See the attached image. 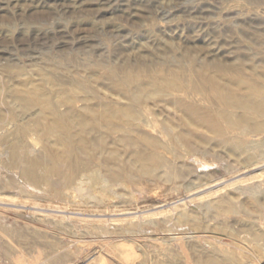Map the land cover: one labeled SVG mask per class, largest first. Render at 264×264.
Listing matches in <instances>:
<instances>
[{
    "label": "rangeland",
    "instance_id": "1",
    "mask_svg": "<svg viewBox=\"0 0 264 264\" xmlns=\"http://www.w3.org/2000/svg\"><path fill=\"white\" fill-rule=\"evenodd\" d=\"M217 17L225 18L227 22L222 19V23L213 27L209 22ZM152 22L159 26L150 32L149 25ZM261 27L264 28V0H0L1 71L5 65L23 66L25 70L28 68L29 72L40 76L44 74L40 67L44 61H55L82 70L96 62L97 71L103 73V76H108L107 72H110L108 74H111L112 81L115 80L113 83L121 86L120 91L128 96L132 95L133 83L149 80L159 89L162 88V91L174 92L181 97L150 98L134 102L139 115L145 114L143 119L140 117L137 121L138 124L143 127L146 121L154 125L150 135L158 138L155 146L139 141L131 148L120 147V167L109 163L101 155H95L84 162H77L75 157L77 164L74 162L69 170L58 157L56 170L50 171L38 183L29 180L20 166L9 161L8 143L14 138L11 125L0 129V264H55L57 259H63L64 264H99V256L110 261L107 264H206L205 261L209 259L207 256H211L214 264H224L226 255L231 253H235L236 264H243L247 260L245 254L264 241V202L259 205L246 199L237 189L255 181L260 182L259 188L264 190V157H255L249 166H243L231 150L229 140L237 136L254 139L261 131L252 129L245 122H264V117L256 112L252 115L251 111H248L249 116L243 113L244 109L236 105L239 103L231 101V95L242 93L239 94L241 97L236 96L242 98L246 95L244 91L248 92L247 95L252 90L264 92V86H260L264 85V82L260 83L264 80V76H261L264 68L259 69L264 66V30ZM256 28L261 29H257L259 33ZM153 37L158 41L172 40L178 47L167 49L154 43ZM145 43L156 48V51H152V62L148 61L144 67L135 60L140 45ZM209 43L217 44L216 52L211 51ZM242 43L246 44L243 47H247L242 48ZM162 48L165 51H161ZM175 49L176 53L172 51ZM219 49L222 52H218ZM258 53L262 57H258ZM176 54H182V57ZM164 56H168L167 59ZM98 57H102L103 61L105 58L106 63L102 61L101 65ZM175 58L178 61L172 60ZM254 60L258 63H253L252 67ZM163 62L166 63L161 64ZM178 62L183 68L187 63L189 65L183 70ZM247 67L255 71L249 75ZM64 73L69 74L68 70ZM153 74H157L156 79ZM251 75L257 76V79ZM217 77L226 83L239 80L236 88L241 92L226 85H217ZM160 79L164 81L162 84ZM110 84L100 85V99H107L118 106L124 99L121 95H113L115 91ZM217 89L220 95L215 92ZM225 89L228 96L226 91L225 94L223 92ZM94 103L97 105V102ZM187 109L193 114L196 112L194 117L197 114L199 120L197 116L195 119L199 122L202 120L204 127H217L225 132L218 131L208 148L193 150L194 147H190L181 137L184 132L192 133L193 139L199 135L198 131H189L182 121ZM223 112L227 114L223 115ZM145 116L149 119L145 120ZM205 119H210V125H206L208 122ZM124 132L123 129L108 134L106 147H116L115 139L125 135ZM94 133L90 132V135L94 136ZM41 134L35 129L25 134L24 139L31 156H39L45 142L52 144L56 140L54 133L46 137ZM52 151L59 156L60 151L55 148ZM149 156L153 157L151 160L155 173L141 176L131 167L132 162L134 165L138 157L141 160ZM252 163L259 166L251 168L254 166ZM252 176L257 179L255 177L253 182H249ZM231 196L235 200L234 207L226 202V198ZM181 212L188 215L185 221L176 223L170 220ZM43 215H49L52 219L42 218ZM248 220L258 224H253V227ZM57 222H60L59 227H56ZM133 225L134 230H127ZM100 226L105 227L107 233L93 231ZM125 251L131 253L129 261L125 259ZM213 261L207 264H213Z\"/></svg>",
    "mask_w": 264,
    "mask_h": 264
},
{
    "label": "bare ground",
    "instance_id": "2",
    "mask_svg": "<svg viewBox=\"0 0 264 264\" xmlns=\"http://www.w3.org/2000/svg\"><path fill=\"white\" fill-rule=\"evenodd\" d=\"M258 8V7H257ZM251 12V11H250ZM261 12V11H260ZM256 13V11H255ZM262 13V12H261ZM222 15V14H221ZM262 15V14H261ZM224 16V15H223ZM257 16H260L259 14ZM256 16V17H257ZM249 17V16H248ZM261 18H263V16H260ZM259 18V17H258ZM257 18V19H258ZM225 20V18H222ZM222 19L221 17H217V18H213L209 23L210 25H212L214 27V25L217 26V24L222 23ZM249 19V18H248ZM254 19V17H253ZM247 20V19H246ZM188 22H192L190 20H187ZM227 22V20H225ZM232 22V20H231ZM236 22V21H235ZM245 23V22H244ZM226 24V23H225ZM233 24V23H232ZM162 25V24H161ZM159 24L152 22L149 25V30L150 32H152L156 27H158ZM228 26V24H227ZM249 26V25H248ZM258 26V25H257ZM243 27V26H242ZM240 28V27H239ZM263 30L264 28L261 27ZM251 29H253V27L251 26ZM259 28H256V30ZM255 30V31H256ZM261 30V29H259ZM214 31H216V28H214ZM254 31V32H255ZM258 31V30H257ZM263 32V31H262ZM256 33V32H255ZM259 33V31H258ZM261 33V32H260ZM257 34V33H256ZM215 36V35H214ZM259 36V35H258ZM257 36V37H258ZM256 37V38H257ZM260 37V36H259ZM262 37V36H261ZM210 38V37H209ZM215 38V37H214ZM213 38V40H215ZM244 38V37H243ZM212 39V36H211ZM217 39V38H216ZM226 39V38H225ZM264 39V37H263ZM213 40H211V42H213ZM240 40V38H239ZM242 40V38H241ZM240 40V41H241ZM153 41H155L154 43L158 44V45H162L167 49H172V48H176L178 46H176L175 42H173L172 40H160L159 41L153 37ZM210 41V40H209ZM208 41V42H209ZM220 41V40H219ZM222 41V40H221ZM231 41V40H230ZM246 41V39H245ZM229 42V41H227ZM239 42V41H238ZM244 42V40L242 41ZM153 43V44H154ZM205 43V42H204ZM215 43V41H214ZM219 43V42H217ZM221 43V42H220ZM219 43V44H220ZM232 43V42H231ZM230 43V44H231ZM237 44V43H236ZM140 45V44H139ZM142 45V44H141ZM140 45V50L137 54V58L135 61H139V63L141 65H143L144 67L148 64L147 62H152L151 55H152V51L155 50L152 47H150L149 45H147L146 43L143 44L142 46ZM202 45V44H201ZM223 45V44H222ZM226 45V42H225ZM243 45H246L245 43H242V48H246L245 46L243 47ZM248 45V44H247ZM198 46V45H197ZM211 51H217V44H212L209 43ZM227 46V45H226ZM249 46V45H248ZM160 47V46H159ZM205 47V46H204ZM221 47V46H220ZM223 47V46H222ZM225 47V46H224ZM229 47V46H228ZM251 47V46H250ZM253 49H254V45H252ZM142 48V49H141ZM164 48V49H165ZM198 48V47H197ZM219 48V47H218ZM262 48V47H261ZM259 48V49H261ZM102 49V48H101ZM116 51H119L118 48H116ZM249 48H247L248 50ZM103 50V49H102ZM106 49H104L105 51ZM193 50V49H192ZM197 50V49H196ZM220 50V49H219ZM223 50V49H222ZM231 50V49H230ZM244 50V49H243ZM250 50V49H249ZM264 50V49H262ZM109 51V50H108ZM113 52V50H111ZM109 51V52H111ZM115 51V52H116ZM156 51V50H155ZM161 51H165L162 50ZM160 51V52H161ZM172 51H176L172 50ZM210 51V50H209ZM246 51V50H245ZM88 52V51H87ZM169 52V51H168ZM171 52V51H170ZM183 52V51H182ZM180 52V53H182ZM204 52H206V50H204ZM218 52H222L221 50ZM251 52V51H249ZM120 53V52H119ZM156 53V52H155ZM166 53V52H165ZM176 53V52H175ZM199 53V52H198ZM235 53V52H234ZM255 53V52H254ZM261 53V52H260ZM113 54V53H112ZM158 54V51H157ZM179 54V53H178ZM183 54H186L183 52ZM197 54V53H196ZM218 54V53H217ZM246 54V53H245ZM244 54V55H245ZM253 54V52L251 53ZM87 55V54H86ZM102 55V54H101ZM100 55V56H101ZM155 55V54H154ZM160 55V53H159ZM164 54H162L163 56ZM166 55V54H165ZM177 55V54H176ZM182 54L177 55L180 56L179 58H181ZM200 55V53H199ZM198 55V57H199ZM235 55V54H234ZM237 55V54H236ZM250 55V54H249ZM262 55H264L262 53ZM113 56V55H112ZM169 56V55H168ZM167 56V57H168ZM188 56V55H186ZM254 56H256V54H254ZM261 56V55H260ZM259 53H258V57ZM161 57V56H160ZM165 59H167L166 56H164ZM190 57V56H189ZM187 57L186 59L188 60ZM194 57V56H192ZM201 57V56H200ZM199 57V58H200ZM205 57V55H204ZM225 57V55L223 56ZM242 57V56H239ZM246 57V56H245ZM244 57V58H245ZM262 57V56H261ZM85 58V57H84ZM100 58V57H98ZM163 58V57H162ZM170 58V56H169ZM178 58V59H179ZM226 58V57H225ZM252 58V57H251ZM44 59V58H43ZM95 59V58H94ZM101 62H99L102 65V57L100 58ZM159 59V58H158ZM183 59V58H182ZM191 57L189 58L188 61H190ZM208 59V58H207ZM227 59V58H226ZM242 59V58H241ZM258 59V58H257ZM47 60V58L45 59ZM86 60V59H85ZM162 60V59H161ZM160 60V61H161ZM164 60V59H163ZM172 60H176L172 59ZM181 60V59H180ZM197 60V59H196ZM200 60V59H199ZM212 60V59H211ZM235 60V59H233ZM244 60V59H243ZM249 60V59H246ZM256 60V59H255ZM254 60V61H255ZM41 61V59H40ZM39 61V62H40ZM105 61V58H104ZM103 61V62H104ZM109 61V60H108ZM107 61V62H108ZM156 61V60H155ZM159 61V60H158ZM169 61V60H168ZM178 61V60H176ZM206 61V59H205ZM232 61V60H231ZM76 62V61H75ZM116 62V61H115ZM172 62V61H171ZM208 62V61H207ZM212 62V61H211ZM252 62V61H250ZM249 62V63H250ZM260 62V61H259ZM79 63V62H78ZM94 62L93 64H89L87 65V69L86 70H82L76 67L69 68L67 65H60L57 64L55 61H44L41 64V69L44 71V74L37 76L34 75L33 72H29L30 69L28 70V68H26V70L22 67L19 66H14V65H5L4 69L1 71L0 70V129H4L7 125H11V131L14 134V138L9 141L8 143V152H9V161L14 164V165H18L21 167L22 173L24 174V176H26L29 180H31L34 183H38L40 182L50 171L52 170H56L57 166V161H58V157L59 159H61L62 164L65 166H68L69 170L72 169L70 167L74 166V158L76 157L77 162H84L83 160L87 161L90 158L96 156L101 155V157L103 156L106 161H108L109 163H113L115 164L117 167H120L121 165V154L118 151V149L121 147L124 149V147L126 148V146L128 147H133L135 146L139 141H142L144 144L147 145H152L155 146L154 144H156L158 141L156 137H153L152 135H150V131H151V127H154V125L151 124H147L146 121L143 124V127L140 126L138 124L137 121L140 120V117H142L141 119L144 118L145 114H142L141 116L139 115L138 111L135 109V105L134 102L136 101H140V100H147L150 98H156V100L160 97H173V98H179L180 95L176 94L174 92H170V91H162L161 89H159L157 87V85L153 82V81H149L147 79L148 82H144V83H133V92L131 96H128L126 93H122L119 89L117 83H113V80L111 79V74H108L110 72H107L108 76H103L100 74V72H98V67H97V63ZM106 63V62H104ZM166 63V62H165ZM164 62L161 64H165ZM174 63V62H173ZM179 63V62H178ZM242 63V62H241ZM253 63H258V62H252L251 66L253 67ZM40 64V63H39ZM80 64V63H79ZM117 64V63H116ZM123 64V63H121ZM129 64V63H128ZM156 64V62H155ZM160 64V65H161ZM180 64V63H179ZM183 64V63H182ZM188 64V63H187ZM186 64V66H188ZM207 64V63H206ZM212 64V63H211ZM218 64V63H217ZM119 65V64H118ZM124 65V64H123ZM125 65H127L125 63ZM130 66L133 67L132 64H129ZM169 65V64H168ZM209 65V64H208ZM80 66V65H79ZM112 66V65H111ZM122 66V65H120ZM180 68L182 69L183 67H181V64L179 65ZM185 66V64H184ZM185 66V67H186ZM213 66V65H212ZM215 66V65H214ZM217 66V65H216ZM221 66V65H220ZM239 66V65H238ZM109 67V66H108ZM114 67V66H112ZM125 67V66H124ZM157 67V66H156ZM161 67V66H160ZM170 67V66H169ZM177 68V66H175ZM184 67V68H185ZM201 67V66H200ZM199 67V68H200ZM211 67V66H210ZM250 67V66H248ZM247 67V69H249ZM30 68V67H29ZM121 68V67H120ZM127 68V66H126ZM129 68V67H128ZM137 68V67H136ZM163 68V67H161ZM161 68L159 71H161ZM175 68V70H176ZM183 68V70H184ZM188 68V67H187ZM191 68V67H190ZM189 68V69H190ZM243 68V67H242ZM259 68V67H258ZM257 68V69H258ZM264 68L260 66L259 69ZM39 69V68H38ZM40 69V70H41ZM85 69V68H83ZM138 69V68H137ZM135 69V70H137ZM188 69V70H189ZM209 69V68H208ZM233 69V68H232ZM241 69V68H240ZM245 69V67H244ZM258 69V70H259ZM34 70V69H33ZM69 72V74H65L64 71ZM111 70V69H110ZM192 70V69H191ZM203 70V68L201 69ZM235 70V69H234ZM250 73H248L249 75L251 74V71H255L254 68L249 69ZM257 70V71H258ZM32 71V70H31ZM39 71V70H38ZM112 71V70H111ZM116 71V70H115ZM119 71V70H118ZM128 71V70H127ZM126 71V72H127ZM152 71V70H151ZM186 71V69H185ZM223 71V70H222ZM227 71V70H226ZM231 71V70H230ZM253 71V72H254ZM260 71V70H259ZM123 72V73H126ZM154 72V71H152ZM157 72V73H158ZM163 72V71H162ZM180 72V71H179ZM183 72V71H182ZM188 72V71H186ZM198 72V69H197ZM205 71H202V73ZM208 72V70L206 71ZM205 72V73H206ZM241 72V71H240ZM245 72H247L245 70ZM252 72V73H253ZM261 72V71H260ZM264 72V71H263ZM37 73V72H36ZM117 73V71H116ZM141 73V72H140ZM139 73V75H140ZM156 73V72H155ZM191 73V72H190ZM209 73V72H208ZM257 73V72H256ZM259 73V72H258ZM257 73V74H258ZM262 73V72H261ZM127 74V73H126ZM152 74V73H151ZM159 74V73H158ZM168 74V73H166ZM165 74V75H166ZM170 74V73H169ZM189 74V73H188ZM199 74V72H198ZM204 74V73H203ZM210 74V73H209ZM215 74V72H214ZM264 76V73H262ZM115 75V74H114ZM121 76L123 75L122 73L120 74ZM128 75V74H127ZM138 75V73L136 74V76ZM157 75V74H156ZM156 75L154 76V74L152 76H154V78L156 77ZM175 75V74H174ZM178 75V74H176ZM175 75V76H176ZM187 75V74H186ZM190 75V74H189ZM213 75V74H212ZM151 76V75H150ZM171 77L170 75H167V77ZM174 76V77H175ZM181 76V75H180ZM216 76V74H215ZM223 76V75H222ZM225 76V74H224ZM231 76V75H230ZM234 76V75H232ZM237 76V75H235ZM234 76V77H235ZM252 77H254L253 75H251ZM250 76V78H252ZM129 77V76H128ZM127 77V78H128ZM189 77V76H188ZM199 77V76H198ZM211 77V76H210ZM213 77V76H212ZM219 77V76H218ZM215 78V83L219 86H228L229 88H235L239 85L240 81L236 80V81H232L228 83H226L223 79L221 78ZM229 77V75H227V78ZM238 77V76H237ZM240 77V76H239ZM256 77V78H255ZM254 78L257 79V76H255ZM120 78V77H119ZM126 78V77H125ZM137 78V77H136ZM139 78V77H138ZM180 78V77H179ZM199 78H204L203 77H199ZM214 78V77H213ZM242 78V77H241ZM264 78V77H263ZM121 79V78H120ZM156 79V78H155ZM174 79V78H173ZM189 79V78H188ZM249 79V78H248ZM259 79V77H258ZM261 77H260V81H261ZM139 80V79H138ZM160 83L164 82L162 81V79H160ZM165 80V79H164ZM179 80V79H177ZM195 80V79H194ZM200 80V79H199ZM207 80V79H206ZM229 80H231V78L229 77ZM234 80V79H233ZM241 80V79H240ZM243 80V79H242ZM241 80V81H242ZM246 80V79H245ZM252 80V79H251ZM128 81V80H127ZM181 81V79L179 80ZM201 81V80H200ZM259 81V80H258ZM126 82V81H125ZM136 82V81H134ZM173 82V81H172ZM185 82V81H182ZM193 83L195 81H192ZM207 84V81H205ZM244 82V81H243ZM264 80L260 83H263ZM111 83V84H110ZM130 83V82H129ZM130 83V84H132ZM186 83V82H185ZM191 83V82H190ZM209 83V82H208ZM242 83V82H241ZM101 84H110L109 86H112L113 91H115L113 93V95L115 97L117 96H122L123 97V101L122 103H120L118 106H114L113 103L107 99H100L99 93H100V85ZM162 84V83H161ZM169 84V83H168ZM167 84V86H168ZM175 84V83H173ZM172 86L174 87L175 85ZM184 84V83H183ZM182 84V85H183ZM204 84V83H203ZM212 84V83H211ZM215 84V85H216ZM187 85V83H186ZM195 85V84H194ZM193 85V86H194ZM214 85V84H213ZM260 85V84H258ZM102 86V85H101ZM106 86V85H105ZM171 86V85H170ZM171 86V87H172ZM184 86V85H183ZM192 86V87H193ZM205 86V85H204ZM212 86V85H211ZM254 86V85H253ZM261 87L264 85H260ZM161 87V86H160ZM164 87V86H163ZM166 87V86H165ZM180 87V85H179ZM187 87V86H186ZM200 86H198L199 88ZM256 86H254L255 88ZM108 88V87H107ZM167 88V87H166ZM169 88V87H168ZM177 88V87H176ZM197 88V89H198ZM202 88V87H201ZM204 88V87H203ZM209 88V87H208ZM213 88V86H212ZM222 87H220L219 89H221ZM226 88V87H225ZM257 88V87H256ZM255 88V89H256ZM264 88V87H262ZM190 89V88H189ZM200 89V88H199ZM215 89V88H214ZM213 89V91H214ZM219 89H217V91L215 92H219ZM247 89V88H246ZM258 89V88H257ZM108 90V89H107ZM111 90V89H110ZM187 90V89H186ZM201 90V89H200ZM200 90H198L197 92H199ZM206 90V89H205ZM223 90V89H221ZM233 90V89H232ZM241 90V89H239ZM125 91V90H124ZM129 92V90H127ZM173 91V90H172ZM175 91V90H174ZM211 91V90H210ZM227 92V90L225 89L223 92L224 94ZM229 91V90H228ZM238 91V89L236 90ZM235 91V93H237ZM244 91V90H243ZM242 91V92H243ZM196 92V93H197ZM232 92V91H231ZM241 91H238V93ZM260 92H262V90H260ZM259 90H252L248 95L247 93L244 91V93L246 94L244 97L242 96V98H237L240 95L238 94V96L235 94V96H233V94L231 95V101H237L239 104L236 103V105L241 108L244 109L243 113L248 114L251 111L252 115L253 112H256L258 115L263 116L264 117V96H262V94L264 92H262V94H260ZM184 93V92H183ZM200 93V92H199ZM221 93V92H219ZM218 93V94H219ZM78 94H81L80 96ZM223 94V93H222ZM230 94V93H229ZM112 95V96H113ZM192 94H190L191 96ZM220 95V94H219ZM228 96V92L226 94ZM194 96V94L192 95ZM237 96V97H236ZM241 97V96H240ZM181 98V97H180ZM187 98V97H186ZM190 98V97H189ZM230 98V96H229ZM161 99V98H160ZM164 99V98H163ZM169 99V98H168ZM171 99V98H170ZM185 100V97L183 98ZM192 99V98H191ZM195 99V98H194ZM197 99V98H196ZM112 100V99H110ZM167 100V99H166ZM172 100V99H171ZM199 100V99H198ZM214 100V99H213ZM219 100V99H218ZM178 101V99H177ZM183 101V100H181ZM80 102V105H79ZM85 102H88L87 104ZM97 102V105L94 103ZM146 102V101H144ZM169 102V101H168ZM201 102V101H200ZM230 102V101H229ZM143 103V101H142ZM161 103V102H160ZM172 103V102H171ZM190 103V102H189ZM192 103V102H191ZM196 103V102H194ZM199 103V102H198ZM174 105V104H173ZM185 105V104H183ZM195 104H193L194 106ZM235 105V106H236ZM140 106V103H139ZM191 106V105H190ZM192 106V107H193ZM203 106V105H202ZM223 106V104H222ZM99 107V108H98ZM195 107V106H194ZM226 107V106H225ZM189 108V106H188ZM196 108V107H195ZM228 108V107H227ZM223 109V108H222ZM221 109V110H222ZM238 109V108H237ZM196 110V109H195ZM218 110V109H217ZM194 111V110H193ZM198 111V110H196ZM220 112V110H218ZM218 111L216 112L217 114ZM223 111V110H222ZM225 111V110H224ZM232 111V109H231ZM185 112V111H184ZM233 112V111H232ZM239 112H241L239 110ZM196 113V112H195ZM195 113L193 114V112L189 109L186 110L185 114H184V118L182 119L183 123L188 127L189 131H198L199 135L197 134V137H195L194 139L192 138L191 134L189 132H184L181 137L185 142H188L190 147H194V149H202L204 150L210 143V141L214 138L215 134H217L218 131H220L221 133L225 132L224 129H220L217 127H212V126H203V122L201 120V122L197 121L196 119L199 120V117L196 116L194 117ZM225 113V112H223ZM216 114V115H217ZM227 113L223 114L226 115ZM231 114V113H229ZM242 114V113H241ZM239 114V115H241ZM89 118H87V116ZM232 115V114H231ZM238 115V116H239ZM243 115V114H242ZM221 115H218L217 117H219ZM249 116V114H248ZM125 117V119H124ZM223 117V116H222ZM225 117V116H224ZM232 117V116H231ZM244 117V116H243ZM196 118V119H195ZM227 118V116H226ZM230 118V117H229ZM240 118V117H239ZM149 118H147L145 116V120H148ZM151 119V118H150ZM207 119V118H206ZM205 119V120H206ZM222 119V118H221ZM224 119V118H223ZM222 119V120H223ZM238 119V117H237ZM251 119V118H250ZM204 120V119H203ZM220 120V118H219ZM264 120V119H262ZM181 121V120H180ZM243 118H242V122H243ZM246 121V120H245ZM167 122V121H165ZM206 125H210V119L209 121L206 120ZM218 122V121H217ZM224 122V121H223ZM230 122V120H229ZM211 123V122H210ZM216 123V122H215ZM231 123V122H230ZM239 123V122H238ZM181 124V123H180ZM218 124V123H217ZM240 124V123H239ZM242 124V123H241ZM244 124V122H243ZM245 124H248L252 129L256 130V131H261L260 133L256 134V137L254 139H247V138H239L238 136L235 137L232 140H229L230 144H231V150L233 151V153L236 155V157L238 156V158L240 159V162L243 163L242 165L245 166L246 164H250V162L254 161L255 157H264V122H260V121H251V120H247L245 122ZM244 124V126L246 127V125ZM228 125H230L228 123ZM169 126V125H168ZM224 126V125H223ZM222 126V127H223ZM205 128V129H204ZM30 129H35L37 131H40V133L43 134L44 137L48 136L49 133H54L56 135V140L54 142H52V144H45L44 146H42V150L39 156H31L30 155V149L28 148V146L26 145V141L24 139L25 134L28 130ZM124 129V134L125 135H120L117 139H115V146L114 148H109L106 147V137L108 136V134L112 133V132H117L119 130H123ZM143 129V131H142ZM246 129V128H245ZM90 132H95L94 136L90 135ZM242 132V131H241ZM246 132V130H245ZM243 133V132H242ZM241 133V134H242ZM41 134V135H42ZM240 134V135H241ZM245 134V133H244ZM179 135V134H178ZM223 135V134H222ZM225 135V133H224ZM1 136V135H0ZM3 137V135H2ZM217 137V136H216ZM225 137V136H224ZM223 137V138H224ZM242 137V136H241ZM219 138V137H218ZM217 138V139H218ZM227 138V137H226ZM0 139H2L0 137ZM5 139V138H3ZM230 139V138H229ZM225 140V139H224ZM179 141V139H178ZM219 141V140H217ZM223 140H220L219 142H221ZM224 142V141H223ZM181 143V142H179ZM163 144V143H162ZM188 145V144H187ZM151 146V147H152ZM52 148H55L56 150L60 151L58 154L59 156L54 153L52 151ZM208 148V147H207ZM127 149V148H126ZM129 149V148H128ZM57 151V152H58ZM136 154V153H135ZM142 158V157H141ZM153 158V157H152ZM152 158L149 157H144L140 160V158L138 157L137 159H139L138 161L135 160L134 165L132 162L131 167L134 168V171L136 173H138L141 176H147V175H152L153 173H155V168L152 165ZM254 159V160H253ZM133 160V159H132ZM238 160V159H237ZM262 160V159H260ZM140 161V162H139ZM259 161V160H258ZM77 162H75V165L77 164ZM239 162V163H240ZM262 162V161H261ZM253 164V163H252ZM262 164V163H261ZM109 165V164H107ZM252 166L251 168L255 167L257 168V166H259L258 164ZM264 165V164H263ZM260 165V166H263ZM249 166V165H248ZM245 168V167H244ZM243 172V171H242ZM245 172V171H244ZM190 174V173H189ZM138 175V176H139ZM207 175V174H206ZM173 177V176H172ZM256 176H252L249 178V182H253L254 178ZM174 179V178H172ZM176 179V178H175ZM257 179V177H256ZM262 180V179H261ZM264 182V181H263ZM260 183V182H259ZM259 183H255V181L250 185H246L243 187L238 188L237 190L240 192L241 195L245 196L246 199H249L251 201H254L257 204H261L264 202V190H261L259 188ZM235 194V193H234ZM225 196V195H224ZM222 200V199H221ZM220 200V202H221ZM226 202L228 203L229 206H233L234 207V203L235 200L234 198L231 197H227L226 198ZM223 203V202H222ZM238 204V203H237ZM225 205V203H224ZM245 206V205H244ZM243 206V207H244ZM175 207V206H174ZM229 208V207H228ZM236 208V207H235ZM245 208V207H244ZM174 209V208H172ZM176 209V207H175ZM243 209V208H242ZM245 210L247 211V209L245 208ZM244 210V211H245ZM184 211V210H182ZM187 214V213H186ZM185 213L181 212L179 213L177 216L172 217V219H170L172 222H181V221H185L187 218ZM49 215H43L42 218H46V219H50L51 217H48ZM62 216V215H61ZM67 216V215H66ZM143 216V215H142ZM133 217V216H132ZM137 217L139 218V216L137 215ZM191 217V216H190ZM63 218V217H62ZM137 218V219H138ZM186 218V219H185ZM195 218V216L193 217V219ZM52 219V218H51ZM166 219V218H165ZM169 219V218H168ZM167 219V220H168ZM64 220V219H63ZM105 220V218H104ZM133 220V219H131ZM135 220V219H134ZM169 220V221H170ZM109 221V218H108ZM129 221V220H128ZM166 221V220H165ZM250 221V220H248ZM247 221V222H248ZM65 222V221H64ZM107 222V220H106ZM149 222V221H148ZM163 222V221H162ZM251 222V221H250ZM249 222V223H250ZM68 223V222H67ZM151 223V222H150ZM167 223V222H166ZM257 222H255L254 220H252L251 225H256ZM263 223V222H261ZM134 224V223H133ZM146 224V223H145ZM157 224V223H156ZM170 224V223H169ZM188 224V223H187ZM258 224V223H257ZM60 222H57L56 227H59ZM69 226V224H67ZM66 225V226H67ZM73 225V224H72ZM130 226V224H128ZM135 225V224H134ZM130 227L127 230H134L135 226ZM148 225V223L146 224ZM253 225V227H254ZM149 226V225H148ZM147 226V227H148ZM156 226V225H155ZM71 227V226H70ZM150 227V226H149ZM251 227V226H250ZM67 228V227H66ZM73 228V226H72ZM79 228V227H78ZM91 228V227H90ZM255 228H257V226H255ZM264 228V227H263ZM80 229V228H79ZM82 229V228H81ZM94 229V227H93ZM158 229V228H157ZM258 229V228H257ZM75 230V228H74ZM97 233H107V229L105 227H96L95 230ZM76 231V230H75ZM74 231V232H75ZM89 231V230H87ZM112 231V230H111ZM264 231V230H263ZM80 232V231H79ZM109 232V231H108ZM132 232V231H131ZM77 233V232H76ZM122 233V232H121ZM89 234V233H88ZM84 235V234H83ZM256 235V234H254ZM258 238V237H257ZM262 238V237H260ZM256 239V238H255ZM256 241H259L258 239ZM87 242V241H86ZM263 242V243H262ZM260 244H256L251 250H249L247 252L246 255V259L244 261L243 264H264V241H262ZM83 243V242H82ZM259 243V242H257ZM35 244V242H34ZM255 244V243H254ZM131 246V245H130ZM238 246V245H237ZM251 246V245H250ZM30 247V246H29ZM79 247V246H78ZM236 247V246H235ZM241 247H243L241 245ZM249 247V246H248ZM252 247V246H251ZM31 248V247H30ZM33 248V247H32ZM126 248V246H125ZM16 249V248H15ZM80 249V248H79ZM239 249V248H237ZM241 249V248H240ZM244 249H246V247H244ZM243 249V251H244ZM17 250H19L17 248ZM21 250V249H20ZM34 250V248H33ZM123 251L125 250L124 248L122 249ZM130 250V248H129ZM32 251V250H31ZM35 251V250H34ZM122 251V254H123ZM134 251V250H132ZM242 251V250H241ZM242 251V252H243ZM12 252V251H11ZM16 252V251H15ZM20 252V251H18ZM97 252V251H96ZM31 253V252H30ZM94 253V252H93ZM234 253V252H233ZM98 254V253H96ZM235 254V253H234ZM234 254H228L226 255V262L227 264H236L237 258ZM238 254V253H237ZM240 254V253H239ZM17 255V254H15ZM103 255V254H102ZM104 256V255H103ZM126 256V258L124 257ZM124 258L125 259H129V257L131 256V253L129 252H124ZM129 256V257H128ZM241 256V255H240ZM24 257V256H23ZM98 257V255H97ZM96 257V258H97ZM223 257V256H222ZM16 258V257H15ZM20 258V257H19ZM101 258V259H100ZM206 258V257H205ZM204 258V261L206 260ZM210 259L211 256H207V259ZM22 259V258H20ZM99 264H107L108 260H106L105 258L102 259V257L99 256ZM203 259V257L201 258ZM208 259V260H209ZM212 259V258H211ZM209 260V261H213V260ZM16 260H18V258H16ZM23 260V259H22ZM19 260V261H22ZM205 261L206 264L209 261ZM216 260V259H215ZM18 261V262H19ZM97 261V260H96ZM108 261V262H107ZM126 261V260H125ZM129 261V260H128ZM203 261V263H205ZM17 262V261H16ZM17 262V263H18ZM23 262V261H22ZM215 261H213L214 264ZM225 262V263H226ZM20 263V262H19ZM224 263V264H225ZM21 264V263H20ZM55 264H64V260L63 259H57ZM212 264V263H209ZM218 264V263H215Z\"/></svg>",
    "mask_w": 264,
    "mask_h": 264
}]
</instances>
